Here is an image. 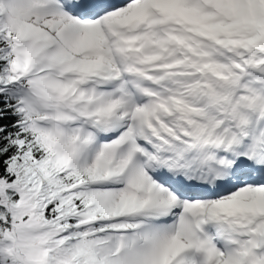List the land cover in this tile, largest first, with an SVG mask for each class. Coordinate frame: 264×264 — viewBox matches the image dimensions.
Listing matches in <instances>:
<instances>
[{"label":"snow or ice","instance_id":"1","mask_svg":"<svg viewBox=\"0 0 264 264\" xmlns=\"http://www.w3.org/2000/svg\"><path fill=\"white\" fill-rule=\"evenodd\" d=\"M0 264H264V0H0Z\"/></svg>","mask_w":264,"mask_h":264}]
</instances>
